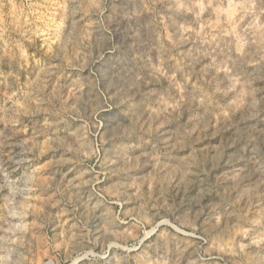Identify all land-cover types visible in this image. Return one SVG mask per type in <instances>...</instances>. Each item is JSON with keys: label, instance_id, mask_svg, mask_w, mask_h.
<instances>
[{"label": "rangeland", "instance_id": "374dc122", "mask_svg": "<svg viewBox=\"0 0 264 264\" xmlns=\"http://www.w3.org/2000/svg\"><path fill=\"white\" fill-rule=\"evenodd\" d=\"M0 264H264V0H0Z\"/></svg>", "mask_w": 264, "mask_h": 264}]
</instances>
